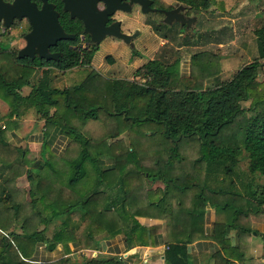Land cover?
I'll use <instances>...</instances> for the list:
<instances>
[{"label":"trees","instance_id":"16d2710c","mask_svg":"<svg viewBox=\"0 0 264 264\" xmlns=\"http://www.w3.org/2000/svg\"><path fill=\"white\" fill-rule=\"evenodd\" d=\"M205 1L208 2L205 9L215 11L214 4L220 6L222 11L224 9L218 0ZM190 3L198 10L202 0H190ZM9 29L0 31V98L10 106L7 116L18 115V105L33 100L36 115L45 120L41 126L40 141L41 154L46 161L38 163L52 167L55 174L66 170L52 154L49 138L55 130L67 136L79 153L69 164L67 184L57 175L54 177L61 187L57 196H52L50 186L47 189L45 183L38 179L39 174L36 179L34 176L29 192L34 207L41 203L46 194L49 195L47 206L35 211L44 223L62 218L63 227L52 237L46 235L45 229L38 231L27 228L24 236H14L17 240V259L11 253L5 257L6 244L0 252V264H122L114 256L101 255L90 256L80 262L71 255L41 262H28L24 258L32 256L39 243L50 250L60 243L64 250H70V242L78 245L76 251L90 248L97 232H106L108 235L124 232L129 227V215L139 228L137 234H143V242L147 243V227L138 223L135 217H155V212L162 210L165 188L153 189L157 180L164 185L170 181L176 187L189 188L192 192L191 207L182 211L187 224L184 226L181 215L174 219L178 238L168 246L167 263L187 264V244L210 238L216 241L225 256L219 254L217 264H250L241 246L254 230L264 240V232L261 234L250 222L264 220V84L258 82L264 68V62L261 61L264 59V23L253 31L259 57L252 62L242 63L228 77H224L219 68H198L201 76L194 74V67H201L204 53L217 56L202 48L191 55L193 69L190 75L182 76L181 56L178 55V41L181 39L177 35L173 60L165 56V59L147 61L135 71V76L140 77V80L104 78L103 101L95 107H85L87 102L79 88L85 81L91 80L85 73L96 49L73 48L69 46L73 41L60 40L62 55L57 62L40 57L34 60L19 58L20 48L10 45L13 37L2 39L3 35H8ZM224 32L212 27L194 34L195 41L187 35H184V40L194 44L205 38L204 45H217L225 42ZM76 68L74 73L80 77L78 83L64 89L51 85L52 69L66 73ZM39 70L40 75L36 74ZM11 71L15 73L9 75ZM249 100V106L244 107L243 103ZM70 118L78 122L72 124ZM6 128H0V180L3 181L0 185V233L3 237L1 230L12 223L9 220L11 213L15 210L14 214L18 217L20 212L19 208L13 206L14 192L9 188L8 181L13 171L19 165H24L28 158L27 148L8 141ZM228 130H231V134L225 137ZM147 131L151 133L146 134ZM129 133H137V140L142 133L149 139H154L155 133L160 137L162 134L165 145L158 150L167 154L166 158L158 159L156 168H148L143 172V153L147 151L134 146V142H131L129 149L126 146L121 149L115 147L116 144H122ZM122 135L124 137L120 138ZM109 139L114 140L109 142ZM186 140L199 141L200 156L195 159L191 171L175 175L174 167L183 158L182 146ZM158 156L155 157L160 158ZM244 160L248 168L244 192L223 186V180H219L221 174H234ZM126 165L130 166L129 170L123 172ZM89 171L91 190L78 200L79 189L76 186L88 177ZM202 172L205 173L204 177L199 180ZM30 173L31 170L28 175ZM213 183L215 186H212ZM53 197H60L64 201H58L59 206L52 207ZM209 207L215 210L213 232L210 235L205 232ZM45 209H53L54 217H45ZM77 212L80 213L78 219L75 217ZM158 216L161 217L160 214ZM2 221L7 223L4 225ZM27 224L32 228V223ZM186 227L189 236L180 238V231ZM4 238L8 241V237ZM9 246L14 245L10 243Z\"/></svg>","mask_w":264,"mask_h":264},{"label":"crops","instance_id":"0c3cea01","mask_svg":"<svg viewBox=\"0 0 264 264\" xmlns=\"http://www.w3.org/2000/svg\"><path fill=\"white\" fill-rule=\"evenodd\" d=\"M252 0H218V4L223 5L224 9L219 13L220 18L223 19L222 26L219 25V30L229 31V35L231 36L234 32V36L229 39V41L224 43H219L220 47H227L225 50V54H223V59L226 62L236 61L239 60L240 62H252L254 59L259 57V50L258 44L255 35L254 41L252 38L248 37L246 32L243 33V39L241 35L237 34V27L239 26L241 18L240 16L237 18L238 20L235 21L232 16H235L233 13L237 10L235 7H244L248 5ZM252 3V2H251ZM257 8L255 11L254 18L258 19L262 23H264V0H260L256 2L255 5ZM238 8V7H237ZM235 9V10H234ZM245 9V8H242ZM234 10L230 13H225V11ZM227 20L230 23L225 22ZM261 23V24H262ZM249 32V31H247ZM253 33V32H252ZM241 37L242 41L240 44H237V41ZM218 44V45H219ZM256 46V49L254 48ZM255 49V50H254ZM222 57V56H221ZM264 62V59H261ZM55 79V75L53 74V81ZM259 79V78H258ZM65 79H61L58 85L65 86L64 83ZM53 86V85H52ZM62 88H67L63 87ZM60 88V89H62ZM81 96L85 99V101L90 103V98L84 95L81 91ZM94 93L92 95V98ZM3 103V104H2ZM0 104L9 107V105L0 98ZM4 107V106H3ZM86 107V106H85ZM6 108L1 112L0 110V128H7L5 129V134L8 138V141L21 147H25L28 150V158L39 160L44 159L41 154L42 143H41V131L40 127L44 124L45 120L40 119L38 115L35 114L33 108V100H28L26 102H21L18 105L17 112L18 115L14 117H8L6 112ZM8 119L7 121H5ZM7 122V123H6ZM27 122H36L33 123L30 132H29V123H28V130H27ZM17 123V125L15 124ZM38 125V126H37ZM37 126V127H36ZM32 129H37L35 132H31ZM122 135L120 138H123ZM49 142L51 144L52 154L56 156L57 162L59 164L63 161H66L67 153L75 149V144L71 143L69 138L59 132V130H55L51 134L49 138ZM76 152V151H75ZM119 153V151L117 152ZM35 157V158H34ZM49 157V156H48ZM60 164V165H61ZM59 167V166H58ZM129 165H126L122 170L126 172L129 170ZM48 168V169H47ZM45 168L44 165L39 164L36 171L45 172L49 177L42 182L45 183L47 189L50 186L52 196H57V192L60 191L61 187L57 182H55L54 177L56 174L52 167ZM29 170L31 173L28 175ZM35 169H32L31 166L19 165L13 171V175L8 181V186L14 192V203L13 206L19 208L20 212L18 217L16 216L15 210L11 213L9 226L6 227L5 230H1L4 237H8V241L6 238L2 236L0 233V252L2 247H5L6 254L5 257L8 256L10 253L13 254V258L17 259V245L14 236H24L26 234L27 228L32 230V228L28 226L27 223H34L37 216L41 217L40 214L37 215L34 210L28 211V206H33L32 200L30 198V189L31 185H33L34 176L38 175L39 173L34 174ZM7 175V173L5 174ZM53 182V183H52ZM3 181L0 180V185ZM165 188V195L163 197V205L162 210L156 211L155 217L150 216H136V220L141 225L147 227L146 233V240L147 243H144L143 234L139 236L137 232L139 228L133 222V218L129 215V219H127V223L129 227L122 232L116 235H108L106 232H97L94 236V241L91 242L90 248L87 249H78V245L73 242L69 243L70 250H64L63 244L60 243L54 250H50L43 244H38L35 252L29 258H24L28 262H41V261H54L63 256L71 255L74 256L75 261H81L83 257L80 256V252L83 251L85 256H89L90 254L101 255V256H114L118 258V260L122 264H172L166 262V252L168 250V246L173 244L177 240V234L175 233V226H174V219L178 215L185 216L182 212L184 209H188L192 205V192L191 189H180L176 187L172 182L168 181L167 185H164L161 181L157 180L154 185L152 186L153 189L155 188ZM78 188V187H77ZM79 193L77 194L78 200L82 199V195H79L82 192H86L88 190H84L82 188H78ZM49 201V200H48ZM47 201V202H48ZM58 201H64L60 197H53L52 207L54 205L59 206ZM46 202V206H47ZM1 206V204H0ZM51 212L52 210L49 209ZM48 210L49 214L53 216V212L51 213ZM141 212V211H140ZM161 215V217L158 216ZM80 213H76L75 217L78 219ZM54 217V216H53ZM30 218V220H28ZM5 220V219H4ZM34 220V221H33ZM215 220V210L213 208H208L206 213V223H205V232L210 235L213 232V225ZM56 222L62 223L60 219H56ZM5 225L7 221H2ZM187 224V220L184 218V226ZM159 226V227H157ZM45 229L46 233H48L47 225L41 227H37L36 230H43ZM153 229V230H152ZM188 228H184L180 231L179 235L180 238H186L189 236ZM8 242V243H7ZM12 243L14 246H9ZM30 249V248H29ZM81 250V251H80ZM68 251L69 254L67 253ZM85 251V252H84ZM187 264H217V257L219 254H223L220 246L216 243V241L210 238H203L198 239L192 243L187 244ZM225 257V256H224Z\"/></svg>","mask_w":264,"mask_h":264},{"label":"rangeland","instance_id":"374dc122","mask_svg":"<svg viewBox=\"0 0 264 264\" xmlns=\"http://www.w3.org/2000/svg\"><path fill=\"white\" fill-rule=\"evenodd\" d=\"M257 1H260V0H252L251 1L252 3L250 2L248 5H245L244 7H239V6H237L238 8L235 7V9H237V10L233 13L235 16H232V18H234L235 21L238 20L237 18L239 16L241 18H243L242 20H240V22L238 23L239 26L237 27V34L241 35L242 39L244 38L243 33L246 32L245 35L252 38V40L254 41L255 40L253 37L254 34L252 32L254 31V29L256 27L260 26L262 23L261 21H259L258 19L253 17L255 15V11L257 9V8H255ZM214 5H215L214 6L215 11H213V9L212 10L210 9L208 11V13L206 14V16L204 15V17L207 18L208 23H206V22H204V24L200 23L197 25V28H196L197 30L195 32L189 31V32L185 33L187 35V37L192 38V41H195L194 40L195 39L194 34H196L197 32L202 31V30L207 31L212 27H216L217 29H219V25L222 26L223 19H221L220 15H219V13H221L222 9L220 8V6H216L217 4H214ZM242 8H245V9H242ZM225 22H228V21L225 20ZM228 23H230V21ZM206 26H207V28H206ZM147 28L148 27H146V29ZM28 29H29L28 25L26 24L25 21L17 22L15 24H13L12 27L9 29V31H8L9 33L7 36H5V35L2 36V39L9 40L11 37H13L10 40V45L14 48L15 47L22 48L26 44L24 36H25V33L28 31ZM0 31H2V27H0ZM247 31H249V32H247ZM146 32L147 33H146L145 40H144V46L145 47H142V49L145 50L146 54L141 56V57L137 56V57H133L130 59L131 50L129 47H127L126 45H122V44L118 45L114 42L108 43V41H110V40L103 43L99 47V49L95 51L91 64L86 67V68H88L87 71L89 73L87 74V71L85 73V75H88V78H91V80H90V82H89V80L85 81L79 88L82 90L84 95H86L87 97H91L89 99L90 103L88 102L86 107H95V106H97L96 104H99L103 101L104 78H130V79L136 78L137 80H140V77L135 76V71L139 67H141L143 64H145L147 61L155 59V58L165 59L166 58L165 56H167L168 58H171V60L174 59L173 58L174 57L173 50L175 48V45L177 44L176 43L177 38L174 39L172 42L166 43V45H162L163 39H160L156 35H154L153 33H150L148 31V29ZM229 34H230L229 31H227V34H226V32H224L225 42L229 41V39H230L229 37L232 36V38H233V36H234V32L232 33L231 36ZM242 39L240 37L239 40L237 41V44H240ZM204 41H205V38L201 39L199 41V43H194V44L193 43L189 44V43H186L183 41V45L178 48L179 49L178 55L181 56L180 74L182 76L190 75V72L192 71L191 68L193 69V67L191 66V64H192L191 55L194 52L200 50L201 48H202V50L203 49L210 50L211 52H213L217 56H214L210 53L207 54V52L202 55L201 67H197V68L194 67V74L197 77L201 76L200 71H198L197 69L199 68V70H200L203 67L210 69V70H215V68L216 69L219 68L218 69L219 72H222L224 77H228L227 75H232L235 68H237L238 66H240L242 64V62H240L239 60L226 62L223 59V54L226 53L225 50L227 49V47H220L221 45L220 44L218 45V43H217V45H215V44L204 45V43H203ZM254 48L256 49V46ZM243 62L245 63V60H243ZM40 70L37 71L36 74L40 75L41 74ZM75 71H77V68L72 70V71H67L66 73L59 71L57 69H52L51 70V79H52L51 85H53V87H55V88H62L63 85L61 86L58 84H59L60 80L64 78L65 79V81H64L65 86H63V87H72V85L74 83H76L78 81V79H80L79 75L74 73ZM14 73H15L14 71H11V73L9 72V75L10 74L13 75ZM78 73L80 74V72H78ZM53 74L55 75L54 81H53ZM258 78H259L258 82L261 84H264V68H262V71L260 72V75ZM86 79H87V77H86ZM102 79H103V81L100 83L99 81H101ZM62 89H64V88H62ZM93 93H94V96L92 98ZM2 104H0L1 112L5 108H6L5 113L9 112L11 110L10 106L6 107L5 105H2ZM249 104H250V100L244 102L243 106L247 107V106H249ZM34 112H35V110H34ZM35 114H36V112H35ZM15 116H17V115H15ZM7 120L8 119H6L5 121H7ZM69 122H71L73 124V123H77L78 121L70 118ZM28 123H29V132H30L31 127L33 126L32 124L36 123V122L24 123V124H27V130H28ZM15 124L17 125V123H15ZM36 130L37 129H32L31 132H35ZM40 131H41V127H40ZM150 133H151V131L146 132V134H150ZM136 134L137 133H132V134L129 133V135L127 134V137L125 138L124 142L122 144H119V145L116 144L115 147L118 149H121V148H124L126 146V149H129L131 147V142H134V144H133L134 146H139V147L143 148V150L147 151V152L143 153V155H144L143 160L145 162V165L144 164L141 165L142 166L141 169H143V172L147 171L146 169H148V168H151V169L156 168V161L158 159H164L167 156V154L158 150L160 148V146L165 145V143L163 142L164 139H163L162 134L160 137V135L158 133H155L154 139H149L147 137V135L142 133L141 138H139L138 140H137ZM230 134H231V130H228L225 133V137H228ZM220 137H217V139L220 140ZM113 140L114 139H109V142H112ZM77 146H79L78 143H77ZM199 148H200V143L198 140H194V141L193 140L192 141L186 140L185 141V143L182 146L183 158L181 159V161H177L178 163L174 167L175 168V175L181 174L183 172H188V171H191L193 169V164L195 162V159L198 156H200V149ZM79 149H80V146H79ZM139 150H141V149H139ZM75 151H77L76 147H75V149L73 148L72 150H70L66 155V161H63L61 164V166L64 165V167H66V170H64L62 173L58 172L56 174L60 179L65 181V184H67L66 176H67L69 169H70L69 164H71L72 160L74 158H76L78 153H79V152H75ZM155 156H158L160 158H157ZM38 161L41 163V162H45L46 160L45 159L36 160V158L35 159L27 158L25 165L31 166L32 169H35L34 174L37 172L39 173V176L35 175V179L38 176V179L43 181V179L45 180L49 176L47 174H44L45 172L36 171V168H38V165H39ZM44 166H45V168H47L46 165H44ZM87 168H88V165H87ZM132 168L135 169L134 166ZM247 170H248L247 161L244 160L240 163L238 168H236V171L234 172V174L227 175L225 173H222L221 176L219 177V180H221V179L223 180L222 185L225 187L231 186V187H234L235 190H237V191L244 192L243 187H244V183H246V180H247V175H248ZM194 171H195V168H194ZM204 174L205 173L202 172L200 174V176L198 175L199 180H201L204 177ZM89 176H90V171L88 172V177L86 176L76 187L90 191L91 186L89 187V185L91 184V181H90L91 177H89ZM82 184H84V185L80 186ZM214 184L215 183H213L212 186H215ZM232 184H234V185H232ZM88 191H86V192L84 191V192L80 193L79 195H82V196L86 195ZM0 196H1V194H0ZM49 198H50L49 195L46 194L45 197L42 199L41 203L37 204V207L32 206V208H31V206H28L27 210L28 211L34 210V212L36 213L35 209L36 210L42 209L43 206H46V202L49 200ZM36 214L39 215L38 213H36ZM43 215L45 217H47L50 214H49L48 210L45 209L43 212ZM41 219H42L41 217L37 216V218L35 220L36 223L32 224V229H37V227H39V226L43 227V226L47 225L48 233H46V235L48 237H52V235L54 233L58 232L59 229H61L63 227V224L56 222V219L53 220V222H51V223H44ZM59 219H62V218H59ZM250 222H252V225L254 226V228L256 230H258L261 234L264 232V220H257V221L253 220ZM59 246H60V244H59ZM241 249L245 252L246 260L248 263H250V264H264V240H263L262 235H259L258 232H256L255 230L249 236L248 241L245 242V244L241 246ZM79 254L81 257H83V259L92 256V254H90L89 256L81 255V254H83V251H81ZM238 264H240V263L238 262Z\"/></svg>","mask_w":264,"mask_h":264},{"label":"flooded vegetation","instance_id":"af4514ba","mask_svg":"<svg viewBox=\"0 0 264 264\" xmlns=\"http://www.w3.org/2000/svg\"><path fill=\"white\" fill-rule=\"evenodd\" d=\"M5 1L12 2L14 0ZM32 1L39 8H42L45 2L52 4L58 13V19L64 31L75 35L73 39H59L53 45H50L49 51L57 54V56L50 59L42 58L48 61L57 62L60 60L62 55L60 40L73 41V43L69 44L70 47L86 48L89 51L98 50L103 43L110 40L108 43L114 42L118 45L122 44L129 47L131 59L146 54L142 47H145L144 40L147 29L150 33L163 39L162 45L172 42L178 35L181 39L178 42V46L181 47L183 41L188 42V40H184L186 32H195L198 24L208 23L207 18L204 17L209 11L205 9V5L208 3L205 0H202V4L197 8L198 10L193 7L190 0H95V2H89L81 7L83 11L87 7L90 11L92 10L90 32H86L84 22L76 16L73 17L72 12L65 9L64 0ZM169 11L171 14L168 17L166 12ZM167 18L172 24L167 23ZM97 20H102L99 25L95 23ZM23 21L26 22L29 28L26 32L27 34L32 29L27 18L22 20L15 19L13 24ZM146 27L148 28L146 29ZM78 28H82L81 31ZM177 32L180 33L177 34ZM115 33L125 34L127 37L120 38ZM26 57L31 58L29 56ZM37 57L39 56L36 55L33 60Z\"/></svg>","mask_w":264,"mask_h":264},{"label":"water","instance_id":"95a60500","mask_svg":"<svg viewBox=\"0 0 264 264\" xmlns=\"http://www.w3.org/2000/svg\"><path fill=\"white\" fill-rule=\"evenodd\" d=\"M64 1L65 9L71 11L73 17L76 16L81 19L86 26V32H90L92 10L90 11L87 7L83 11L81 7L89 2H95V0ZM166 14L169 17L171 12H166ZM24 18L29 20L32 29L24 36L26 44L20 48L18 52L19 58L29 56L33 59L36 55L45 59L53 58L57 54L51 53L49 46L59 39H73L75 36L64 31L59 22L58 13L52 4L45 2L42 8H39L32 0H14L12 2L0 0V23L3 27L11 28L15 19L22 20ZM101 21L97 20L95 23L99 25ZM166 21L172 24V22L168 21V18ZM115 35L120 38L127 37L125 34L115 33Z\"/></svg>","mask_w":264,"mask_h":264},{"label":"built area","instance_id":"2783aa9c","mask_svg":"<svg viewBox=\"0 0 264 264\" xmlns=\"http://www.w3.org/2000/svg\"><path fill=\"white\" fill-rule=\"evenodd\" d=\"M4 29V27L2 26V30ZM81 251V250H80ZM92 256H96L95 254H92Z\"/></svg>","mask_w":264,"mask_h":264}]
</instances>
